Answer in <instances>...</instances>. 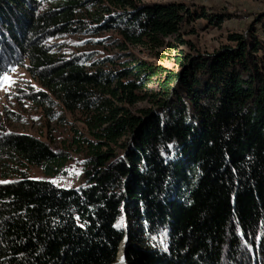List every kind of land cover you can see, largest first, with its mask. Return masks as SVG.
I'll return each instance as SVG.
<instances>
[{"label": "trees", "instance_id": "16d2710c", "mask_svg": "<svg viewBox=\"0 0 264 264\" xmlns=\"http://www.w3.org/2000/svg\"><path fill=\"white\" fill-rule=\"evenodd\" d=\"M46 1L0 0V78L28 60L49 94L82 116L85 183L64 189L25 176L28 166L59 175L69 155L0 131V179L11 180L0 183V264H122L126 239L127 264H264V17L202 54L186 29L202 20L219 29L229 12L90 0L102 6L90 20L86 0L43 9ZM78 22L93 35L113 30L121 55L92 65L51 55L46 39ZM129 47L175 51L174 67Z\"/></svg>", "mask_w": 264, "mask_h": 264}, {"label": "rangeland", "instance_id": "374dc122", "mask_svg": "<svg viewBox=\"0 0 264 264\" xmlns=\"http://www.w3.org/2000/svg\"><path fill=\"white\" fill-rule=\"evenodd\" d=\"M60 1L48 0L44 3L43 9L55 8ZM86 1L88 2V11L85 9L84 12L87 11L88 14L85 12L84 15L90 20H93L92 17L101 16L102 6L99 3H92L90 0ZM142 2L144 4L185 3L192 8L199 6L212 12L215 10L229 12L232 18L224 21L219 29L208 28L207 23L203 20L192 23L186 29L184 38L195 44L196 49L200 50L202 54H212L222 50L229 45L228 36L232 33L246 36L252 25L260 26L257 23L258 18L261 15L264 17V0H142ZM84 15L81 13L79 19L82 21L89 20ZM85 24L89 25L90 23L78 22L72 25L73 29H77L76 32L48 37L45 46L50 54L67 60L83 56V59L85 58L83 62L86 65H92L99 59L114 56L117 58L121 55L115 43L119 38L113 30H102L99 34L93 35L81 27ZM170 40L173 42V39ZM129 50L124 51V53H133L138 58L163 65L168 69H172L174 64L167 56L177 54L175 51L169 53L165 48L151 51L129 47ZM180 50L190 52L187 47H180ZM122 56L124 55L122 54ZM86 58L89 59L86 60ZM30 67V62L27 60L11 67L2 75V77L7 75L11 83L0 82V131L34 135L51 144L54 149L65 151L69 155V160L63 169L64 171L59 175L47 176L41 168L36 166L26 167L24 174L32 179L51 182L59 188L77 189L85 183V157L83 153H80L75 138L88 136L87 128L79 113L69 112L59 100L49 94L38 79L30 74ZM39 92L48 94L50 101L47 100L42 103L35 100L33 96ZM145 106L148 104L142 102L138 104L137 108ZM7 181L11 180L0 179V183ZM121 225L127 232L129 222L126 217L122 218ZM166 241L164 234L162 239L159 237L157 239L158 245L162 248L165 247ZM124 244L121 245L123 251L120 249V254L123 253V259ZM119 260L122 264L124 263V260Z\"/></svg>", "mask_w": 264, "mask_h": 264}, {"label": "water", "instance_id": "95a60500", "mask_svg": "<svg viewBox=\"0 0 264 264\" xmlns=\"http://www.w3.org/2000/svg\"><path fill=\"white\" fill-rule=\"evenodd\" d=\"M129 234V228H128V231H127V236ZM129 245V240L127 239L125 244H124V263L123 264H127V261H126V253H127V247Z\"/></svg>", "mask_w": 264, "mask_h": 264}, {"label": "snow or ice", "instance_id": "6c2138e0", "mask_svg": "<svg viewBox=\"0 0 264 264\" xmlns=\"http://www.w3.org/2000/svg\"><path fill=\"white\" fill-rule=\"evenodd\" d=\"M0 82H2V83H11V81L9 80V77L7 75H4L2 77V80H0Z\"/></svg>", "mask_w": 264, "mask_h": 264}, {"label": "bare ground", "instance_id": "6f19581e", "mask_svg": "<svg viewBox=\"0 0 264 264\" xmlns=\"http://www.w3.org/2000/svg\"><path fill=\"white\" fill-rule=\"evenodd\" d=\"M123 247V246H122ZM122 250V249H121ZM123 251V250H122ZM119 259H121L122 261L124 260L123 259V253H121L120 255H119Z\"/></svg>", "mask_w": 264, "mask_h": 264}]
</instances>
